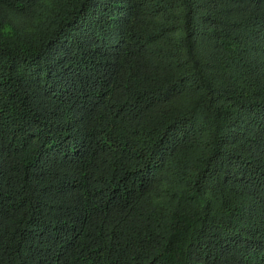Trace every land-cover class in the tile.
<instances>
[{
    "label": "trees",
    "instance_id": "trees-1",
    "mask_svg": "<svg viewBox=\"0 0 264 264\" xmlns=\"http://www.w3.org/2000/svg\"><path fill=\"white\" fill-rule=\"evenodd\" d=\"M0 264H264V0H0Z\"/></svg>",
    "mask_w": 264,
    "mask_h": 264
}]
</instances>
